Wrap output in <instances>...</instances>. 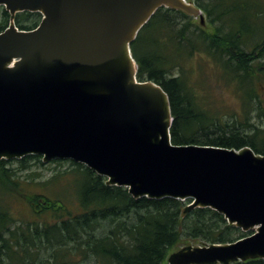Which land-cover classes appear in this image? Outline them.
Returning a JSON list of instances; mask_svg holds the SVG:
<instances>
[{"label":"water","instance_id":"1","mask_svg":"<svg viewBox=\"0 0 264 264\" xmlns=\"http://www.w3.org/2000/svg\"><path fill=\"white\" fill-rule=\"evenodd\" d=\"M11 16L42 14L33 29L0 32V159H70L125 186L135 198L192 199L245 237L190 244L169 264L264 259V154L174 144L170 98L137 78L131 43L162 6L199 17L188 0H0Z\"/></svg>","mask_w":264,"mask_h":264},{"label":"trees","instance_id":"2","mask_svg":"<svg viewBox=\"0 0 264 264\" xmlns=\"http://www.w3.org/2000/svg\"><path fill=\"white\" fill-rule=\"evenodd\" d=\"M188 1L203 16L162 6L131 43L137 78L159 83L168 93L174 144L250 145L264 154V127L250 121L255 99L258 116L264 117L258 93L264 80V0ZM10 18L0 6V32ZM15 19L18 28L33 29L42 14L24 11ZM253 22L261 26L255 29ZM202 54L212 59L220 77L241 91L242 112L220 114L204 106L190 62ZM42 158L0 159V264H166L170 253L183 246L230 242L253 232H244L211 207L186 211L192 199L135 198L127 187L109 185L107 177L70 159L51 161L74 165L67 178L64 172L37 180L38 174L30 170L46 165ZM65 179L75 190V198L68 201L58 193ZM33 185L41 186L40 191ZM17 202L26 203L35 219L16 214ZM47 249L53 251L44 258L41 251ZM229 264H264V259Z\"/></svg>","mask_w":264,"mask_h":264},{"label":"rangeland","instance_id":"3","mask_svg":"<svg viewBox=\"0 0 264 264\" xmlns=\"http://www.w3.org/2000/svg\"><path fill=\"white\" fill-rule=\"evenodd\" d=\"M12 20L16 21L15 16H11L10 21ZM253 25L255 29H258V27L261 26L254 22ZM190 62L192 66L195 67V73L193 74L192 80L197 87V88L195 87L197 93L201 94V97L203 96V98H205L204 106L208 107L209 109H212L213 112L220 114H231L236 112L238 113L242 112L245 106H243L241 91L237 90L233 84L228 83L224 78L220 77V75L218 74L215 68V63L212 61L210 57L206 56L205 54H202L196 56ZM199 68H202V70L199 71ZM218 71H220L219 68ZM258 93L260 94V99L262 101L261 104L264 107V80H262L259 84ZM258 104H259V100L255 99L251 105L250 121L264 127V117L259 118L258 116V113L260 112V110L257 108ZM16 165H17L16 163L12 164V166L14 167H16ZM73 169H74V165H72L71 162L69 161H63V162L50 161V162H46V165L44 166H41V164L33 165L30 171H34V173L38 174L35 176L37 180L45 181L48 180L54 174H59L64 172L66 173V178H67L69 175L68 173L70 172L71 175ZM27 172L28 171H25L23 174H26ZM59 182H61V178L60 181L58 180V182L56 183L59 184ZM57 184L54 183V186ZM64 185L62 186L59 185L58 186L59 192L58 191L57 192L67 201L74 199L75 198V190L73 186L74 184L71 181L69 182V179H65ZM33 187L37 191H40L41 189V186L38 185H33ZM51 187L52 185H50V188ZM13 210L16 214L22 213L23 215H20L22 219L24 218L27 220L35 219L30 214V209L26 203L17 202L16 204H14ZM247 235L248 234H246V236ZM52 251L53 250L51 249L42 250L41 251L42 256L43 257L45 256L44 258H47L46 256L52 253ZM68 264H92V262L83 261V262H71ZM166 264L169 263L167 262Z\"/></svg>","mask_w":264,"mask_h":264},{"label":"bare ground","instance_id":"4","mask_svg":"<svg viewBox=\"0 0 264 264\" xmlns=\"http://www.w3.org/2000/svg\"><path fill=\"white\" fill-rule=\"evenodd\" d=\"M244 232H246V231H244ZM247 232H249V231H247ZM249 235V234H248ZM245 237V236H244Z\"/></svg>","mask_w":264,"mask_h":264}]
</instances>
